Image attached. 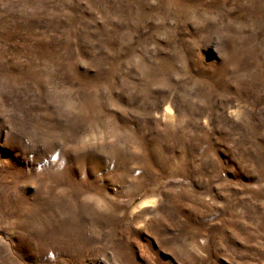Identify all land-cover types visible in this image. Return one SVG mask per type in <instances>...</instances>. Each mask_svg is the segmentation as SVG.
<instances>
[{"label":"rangeland","instance_id":"obj_1","mask_svg":"<svg viewBox=\"0 0 264 264\" xmlns=\"http://www.w3.org/2000/svg\"><path fill=\"white\" fill-rule=\"evenodd\" d=\"M0 264H264V0H0Z\"/></svg>","mask_w":264,"mask_h":264}]
</instances>
